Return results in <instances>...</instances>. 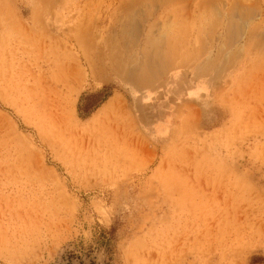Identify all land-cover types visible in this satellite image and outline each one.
Here are the masks:
<instances>
[{"label": "rangeland", "instance_id": "rangeland-1", "mask_svg": "<svg viewBox=\"0 0 264 264\" xmlns=\"http://www.w3.org/2000/svg\"><path fill=\"white\" fill-rule=\"evenodd\" d=\"M0 264H264V0H0Z\"/></svg>", "mask_w": 264, "mask_h": 264}]
</instances>
